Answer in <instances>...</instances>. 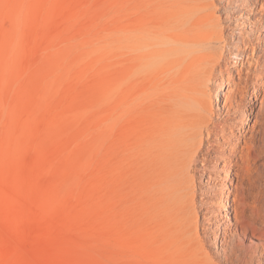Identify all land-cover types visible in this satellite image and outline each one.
I'll return each instance as SVG.
<instances>
[{
    "label": "bare ground",
    "instance_id": "bare-ground-1",
    "mask_svg": "<svg viewBox=\"0 0 264 264\" xmlns=\"http://www.w3.org/2000/svg\"><path fill=\"white\" fill-rule=\"evenodd\" d=\"M116 41L117 118L142 204L134 253L264 264V0H139Z\"/></svg>",
    "mask_w": 264,
    "mask_h": 264
},
{
    "label": "rangeland",
    "instance_id": "rangeland-1",
    "mask_svg": "<svg viewBox=\"0 0 264 264\" xmlns=\"http://www.w3.org/2000/svg\"><path fill=\"white\" fill-rule=\"evenodd\" d=\"M138 1L0 0V264H150L116 110L117 23Z\"/></svg>",
    "mask_w": 264,
    "mask_h": 264
}]
</instances>
